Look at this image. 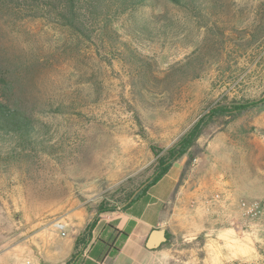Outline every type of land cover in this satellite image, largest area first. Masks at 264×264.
<instances>
[{
  "label": "rangeland",
  "instance_id": "rangeland-1",
  "mask_svg": "<svg viewBox=\"0 0 264 264\" xmlns=\"http://www.w3.org/2000/svg\"><path fill=\"white\" fill-rule=\"evenodd\" d=\"M64 8L0 0V99L43 122L55 150L0 164V253L75 238L100 200L119 204L152 175L151 145L170 146L217 101L264 91V0H204L194 13L157 0L135 15L175 21L138 41L115 3L75 2L73 25ZM176 162L173 196L188 204H165L172 237L156 264H264V107L210 122Z\"/></svg>",
  "mask_w": 264,
  "mask_h": 264
},
{
  "label": "trees",
  "instance_id": "trees-1",
  "mask_svg": "<svg viewBox=\"0 0 264 264\" xmlns=\"http://www.w3.org/2000/svg\"><path fill=\"white\" fill-rule=\"evenodd\" d=\"M65 1L64 12H58L64 17L65 23L73 25L76 19L75 2L80 0H60ZM115 3L117 9L126 13L130 20L132 33L129 39L138 41L142 36L158 38L161 34L169 31V25L174 23V17L164 12H154L144 17H137L135 12L138 9L153 5L157 0H96ZM178 9L199 11L203 6L204 0H162ZM137 17V18H136ZM145 39V38H144ZM121 56L126 55L133 61H138L136 51L132 46L123 43ZM264 107V91L258 98H246L240 100H231L228 102L217 101L211 105L208 110L202 114L175 142L170 146L163 148L155 145L150 146V150L156 157L155 168L152 175L148 177L151 180L130 200L131 194L143 182L134 189L122 190L119 204L111 205L103 198L95 206L94 215L90 222L75 236L73 249L70 256L64 264H83L84 258L88 257L97 244L100 245V253L97 261H102L105 257H114L120 251L123 242L128 237L127 228H122L120 222L124 214L137 201L144 192L158 182L171 168L173 163L186 154L197 143L202 136L204 128L212 121L221 118L235 119L243 113L253 108ZM52 109V108H50ZM59 110V108H55ZM43 151L46 154L53 155V144L50 142V132L46 125L41 122L31 112L27 111L21 105L8 100L0 99V164L19 162L25 157L31 156L33 152ZM189 156L186 166L190 163ZM103 221L105 230H109L106 237H102L101 231L94 236V229L97 224ZM171 234L165 231V240L159 245H164L171 238Z\"/></svg>",
  "mask_w": 264,
  "mask_h": 264
},
{
  "label": "crops",
  "instance_id": "crops-1",
  "mask_svg": "<svg viewBox=\"0 0 264 264\" xmlns=\"http://www.w3.org/2000/svg\"><path fill=\"white\" fill-rule=\"evenodd\" d=\"M176 161L168 172L158 182L149 187L133 203L129 211L124 214L120 226L127 228L128 237L123 242L118 254L114 257L107 256L98 262L100 245L97 244L89 256L84 258L83 264H156V259L160 257V254H158L160 253V249H158L160 244L154 248H147L146 241L152 230L160 229V225L167 222V219L164 218L166 214L165 204H172L173 207L180 204L182 206V201L188 204V199H184L181 189L179 191L181 193L173 196L182 167L179 164L175 168ZM174 169L175 171L171 174ZM209 210L212 211V208L210 207ZM74 215L77 214L74 213ZM175 216L177 214L173 212L171 218ZM182 217L185 221H190L188 216L182 215ZM81 223V221H70L69 230L73 233L77 232ZM163 230L165 231V229ZM95 231V236L101 231L102 237H106L109 232L108 229L105 230L103 221L97 224ZM62 239L43 240L40 244L42 248L38 251L25 249L19 244L13 245L0 253V261L5 264H23L27 260L29 264H64L72 252L74 237H70L68 240Z\"/></svg>",
  "mask_w": 264,
  "mask_h": 264
},
{
  "label": "water",
  "instance_id": "water-1",
  "mask_svg": "<svg viewBox=\"0 0 264 264\" xmlns=\"http://www.w3.org/2000/svg\"><path fill=\"white\" fill-rule=\"evenodd\" d=\"M151 178H149L147 181L143 182L138 188L134 190V192L131 194L128 201H130L149 181ZM165 231L163 229H154L151 231L147 241H146V247L147 248H154L161 244L165 240Z\"/></svg>",
  "mask_w": 264,
  "mask_h": 264
},
{
  "label": "built area",
  "instance_id": "built-area-1",
  "mask_svg": "<svg viewBox=\"0 0 264 264\" xmlns=\"http://www.w3.org/2000/svg\"><path fill=\"white\" fill-rule=\"evenodd\" d=\"M62 228H63V227L60 226V229H62ZM60 234H61L62 236H64V235H65V232L62 230V231L60 232ZM0 264H5V263H3V262L0 261ZM23 264H29V261L27 260V261H25Z\"/></svg>",
  "mask_w": 264,
  "mask_h": 264
}]
</instances>
